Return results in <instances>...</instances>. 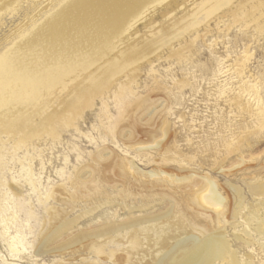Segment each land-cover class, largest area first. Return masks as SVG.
I'll list each match as a JSON object with an SVG mask.
<instances>
[{"label": "bare ground", "instance_id": "obj_1", "mask_svg": "<svg viewBox=\"0 0 264 264\" xmlns=\"http://www.w3.org/2000/svg\"><path fill=\"white\" fill-rule=\"evenodd\" d=\"M233 1L236 0H46V3L40 4L37 0H0V161L3 160L2 157L5 156L6 151L11 154V160H14V163L18 164L20 170L23 171L19 183L16 180L17 176L16 179L12 176L10 182H0L2 190H4V199H8L9 196H18L21 182L30 193L38 192L39 177L38 174L31 171L30 163L33 156L29 154V151L38 153L37 155L40 157L45 148L38 149L35 145L56 144L60 140L59 130L62 128L72 129L81 135L74 121L81 118L85 109L92 108L93 102L96 100L100 102V113L109 119V116L104 113L107 110V103L103 100V95L113 94L116 97L127 90L129 95L135 98L133 104L136 109L133 112L130 111L134 117L151 109L149 108L151 99L149 100L147 96L141 98L133 89L134 79L137 77V66L147 63L150 67L151 59L153 57L156 61L162 59L164 51L167 53V58L172 56H177V60L188 58L190 54L187 55V52L184 51L186 48L188 50L196 40L199 28L204 27L205 30L202 31L204 34L207 33L211 17H215L213 19L216 22L220 19L219 15L223 13V9L229 7ZM164 3L166 5L157 10L158 6ZM246 5L249 9L245 8ZM263 7L264 0H243L237 2L228 11L234 9L247 17H253L250 20L251 23L256 24L258 33L264 34V24L260 26L257 24V19H254L255 12ZM179 9L182 10L177 16L175 13ZM147 12L149 14L146 16ZM144 16L149 18V23L147 25L146 21L145 33L139 35L134 31V27ZM157 17L161 19H158L160 22L153 24V19H157ZM259 18L261 19L260 15ZM162 19L165 20V23L160 25ZM235 20L239 19L235 18ZM218 24L215 23L216 26ZM192 31L195 34L194 38ZM185 36L190 37L183 40ZM173 42H176L175 46H172ZM223 60L220 59L219 62ZM245 61L242 56L238 57L233 64L219 67L213 77L217 79L232 71V75L238 78L236 83L238 86L231 90V96L227 99L225 97L224 102L231 109L234 107L250 117L257 116L256 119L262 124L263 109L249 103L252 97L254 100H258L256 93L258 89L254 84H248L242 77ZM149 71L151 72L152 68ZM225 86L224 84L218 90L220 95L228 90ZM139 118L141 119V117ZM157 118L155 119L159 120V131L164 135L169 123L163 115ZM128 128L125 129L126 132L130 131ZM241 130L243 129L241 128ZM156 135L158 134L153 135V139ZM118 137L120 138V136ZM163 147L162 150H165ZM142 149L137 148V150ZM227 149L230 150V147H226L225 151H228ZM19 151H21V155L18 154ZM65 159L66 157H64V161ZM105 159H112L110 166L120 169V173L123 171V175H120L124 181H130V184L140 186L143 189L140 194L159 191L154 194L157 195L156 197L159 196L162 201L167 202L164 204L165 211L162 210L163 212L156 215L153 213L154 215L151 214V217L145 213L144 215L129 216L122 221H118L117 216L116 219H113L111 215L112 221L108 217L106 222L99 225L92 223L85 230L75 228L77 232L74 235H69L68 240L64 242H67L66 244L59 243L60 245L56 246L55 242L58 238L62 242L68 232L72 231L71 229L77 224L78 217L62 221L63 212L45 207L48 224H52L41 235L39 242L37 241L39 252L52 250L62 252L65 248L69 249L79 245L78 249L90 251L96 257L104 255V261L106 260L107 264H140V258H136V255L141 251L143 253L144 250L155 253L153 256L149 255L151 258L148 262H143L144 264H264L262 260L264 259V213L259 215L258 209L251 210L250 218L246 217L243 213L244 196L239 188L232 184H224L230 191L233 201L228 222L224 218L225 212L227 213L225 210L226 200L217 191L216 183L207 175L195 176L191 173L188 174L189 170H187L185 172L188 173L185 176L174 177V174L162 172L157 168L144 173V171L138 170L135 164L137 161L134 158H129L127 152L123 153L120 158L119 154L113 153L108 148L101 149L91 155V160L96 163L95 166ZM91 160L90 163H92ZM241 160L239 159V163L237 162L234 167L242 165L243 161L241 163ZM171 161L174 162L175 158L173 160L171 158ZM39 164L42 170L44 167L41 160ZM97 167L100 168L98 165ZM72 170L71 174L68 173L69 176L67 174L66 179L58 183L56 187L53 186L55 188L49 189L44 198L47 200L49 197L56 196L62 201L70 200L72 205L69 213H72L77 207L78 202L84 201L83 195L87 186L95 182L94 178L92 179L95 168L93 169V164L90 166L88 161L73 167ZM98 171L100 170L98 169ZM58 175L60 176V173ZM251 180L254 182L252 178ZM258 182L259 180L256 181V184L254 182L253 185L247 186L248 193L256 203L264 199V184H258ZM177 183H186L187 185L180 188V191L178 189L176 191V188L173 190L172 187L175 186L172 185ZM105 191L107 192V190ZM105 191H100V196L97 190V195L107 201L109 193L106 195ZM66 202L64 203L66 204ZM148 204L149 202L141 203V206L137 204L136 209H142L143 212V208L149 206ZM125 207L128 208L127 204L123 209ZM134 207L128 209L133 211ZM168 213L170 215L165 218ZM178 217H180V221L177 220ZM174 218L177 220H174L177 222V226L172 224L168 230L159 232L154 229L153 236L145 235L144 228L147 227V224L152 223L153 225L158 222L162 227V222ZM1 220L4 222L3 219ZM56 221L59 222L58 225H55ZM251 222H254L252 228ZM152 225L150 226L152 227ZM227 227L231 232V240L225 233ZM1 234L13 257L25 250L27 243L20 234L8 235L5 225ZM146 234L148 233L146 232ZM115 239L117 242L113 243ZM230 242H235V244ZM109 244L115 246L109 248ZM107 246L108 248H106ZM239 246L246 250L245 254L239 253ZM255 246L258 253H256ZM119 248L121 251L118 252L122 254L116 257L114 254ZM86 260L88 261V258ZM91 264H98V262L94 260Z\"/></svg>", "mask_w": 264, "mask_h": 264}, {"label": "rangeland", "instance_id": "obj_2", "mask_svg": "<svg viewBox=\"0 0 264 264\" xmlns=\"http://www.w3.org/2000/svg\"><path fill=\"white\" fill-rule=\"evenodd\" d=\"M37 1L40 4L46 3V0ZM239 1L243 0L233 1V3H230L229 7L224 8L223 13L219 15L220 19L216 22L213 19L215 17H211L208 22L209 29L207 33L204 34V31H202L205 30L204 27L199 28L200 31L196 40L188 50L186 48L184 51L187 52V55L190 54L188 58L181 60H177V56L167 58V53L164 51L162 59L157 61L154 57L151 59L152 65L150 67L147 63H142L137 66V77L134 79L135 83L133 89L141 98L147 96L149 100L151 99L149 108L152 109V113L151 109H148L144 112L145 114H137V117H134L132 112L136 109V106L133 104L135 98L130 96L127 90H124L116 97H114L113 94L106 96L103 95L102 98L107 103V110L104 113L109 116V119H106V117L100 113V102L96 100L93 102L92 108L85 109L81 118L74 121V124L78 131H80L81 135H78L72 129L62 128L59 130L60 140L56 144L51 145V143H47L46 146L45 144L41 146L35 145L38 149L45 148L40 157L37 155L38 153L29 151V154L33 156V160L30 163L31 171L38 174L39 177L38 192L30 193L27 187H24L21 182L19 195L9 196L8 199H4V190H2V186L0 185V264H91L94 260L98 262V264H107L105 262L106 260L104 261V255H102V257H96L94 253H91L90 251L86 252L81 248V250L78 249L80 247L79 245L72 246V248L69 249L65 248L66 250L63 249L62 252H56L55 250L42 253L39 252L37 245L41 235L52 224H48L49 222L47 221L48 218L47 213L45 212V207L56 209L61 213L63 212V217L61 218L62 221L69 218L71 219L72 217H78V225L76 224L75 227L71 229L72 231L68 232L66 237L63 235L65 238L62 242L60 238H58L55 242V244H57L56 246L67 241V238L72 234L74 235V233L77 232L75 228L85 230V228L92 225V223L99 225L106 222L108 217L111 218L112 221L113 219H116L117 216V220L122 221L129 216L144 215L145 213V215L151 217V214L153 216L154 214H159L162 210L165 211L164 204L167 202L165 200L162 201L159 196V198L156 197L157 195L154 193L157 190H153L154 192H151V194L147 189V191H149L148 193L142 192L140 194V192L143 191L140 186L132 185L130 184V181H124V178L122 177L123 171L121 170L122 172L120 173V169L117 167L115 169V166H110L112 165V159H105L107 162L100 161L99 164L97 163L100 168L97 167V165L95 166L96 163L91 160V155L105 148H108L115 154H119L120 158H122L123 153L127 152L129 158H134L137 161L135 164L138 170L144 171V173L157 168L162 172L171 173L172 175L174 174V177H177L178 175L185 176L188 172V174L191 173L195 176L207 175L209 179L211 178V180L216 183L215 186L217 191L226 200L225 210L227 213L225 212L224 218L227 219L228 222L230 221L229 216L233 201L230 191L224 186V184H232L241 190L244 196L243 213L246 217L250 218L251 210L255 211L258 209L259 215L264 213V199H262L261 202L256 203L255 199H253L251 194L248 193L247 187L249 184L253 185L254 182L256 184V181L258 180V184H264V34L258 33L256 24L251 23L252 21L250 20L253 17H247L244 14H241L242 12L234 9L228 11L229 8L234 7ZM165 5L166 3L163 5L160 4L157 10H160ZM245 8L249 9L247 5ZM181 10L182 9L177 10L175 15L178 16ZM148 14L149 12L146 13V16ZM254 15V19H257V24L260 26L263 25L264 7L257 10ZM259 15L261 19L259 18ZM146 16L143 18L141 17L134 27V31L139 33V35L145 33L144 28L146 27V21L147 25L149 23V18ZM235 18L239 20L236 21ZM158 19L159 17H157V19L154 18L153 24H156V22L161 20ZM164 23L165 20L162 19L160 25ZM215 23L219 24L216 26ZM192 34V37L194 38L195 34L193 31ZM189 37L190 36H185L183 40ZM175 43L176 42H173L172 46H175ZM241 56L246 60L242 76L244 81L251 85L254 84L256 89H258L256 92L258 94V100H254L252 97L249 103L255 106L258 105V107L263 109L262 124L256 119L257 116L250 117L241 110L239 112V110L234 107V109H231L227 106L228 104L224 102L231 96V90L238 86L236 85L238 78L235 75H232V71L219 76L217 79L213 77L219 67L233 64V62ZM220 59L224 60L219 62ZM150 68H152L151 72L149 71ZM224 84L226 85L225 88L228 90L220 95L218 90H220ZM116 88L117 85L115 86V89ZM161 114L165 116L169 123L164 135L159 131V120H156L158 119L157 117L162 116ZM139 117H141L142 120ZM135 118H137L139 122ZM131 122L132 124H129ZM240 126L243 130H241ZM127 128L132 132H126L127 130L125 129ZM155 133L158 135L154 136L155 138L153 139ZM229 133L232 135L230 136ZM128 134L131 135L129 136ZM117 135L120 136V138ZM156 137L158 138L156 139ZM158 140L159 143L157 144ZM223 142L224 144H222ZM201 144L203 145V148ZM162 147L166 151L162 150ZM226 147H230V150L227 149L228 151H225ZM137 148L143 149L137 150ZM212 148L215 150L213 151ZM18 154L21 155V151H19ZM240 155H242L241 157L244 160H241ZM64 157H66L65 161ZM171 158L172 160L175 158L176 162L171 161ZM2 159L3 160L0 161V182H8L12 176H14L13 178L17 176V179H15L19 183L23 176V171L20 170V166L14 163V160H11V154L6 153V151L5 156L2 157ZM239 159L241 160V163L243 161L244 164L242 163V165L234 167L237 162L239 163ZM40 160L44 167L42 170L39 166ZM90 160L92 163H90ZM87 161L90 166L93 164L95 172L93 173L92 179L94 178L95 182H98H96V184H94L95 182L90 184V187L87 186V193L85 192L83 195L85 197V199H83L84 203L81 200L77 203V207L72 213H69L72 205L70 200L69 204V201H62L57 199L56 196L49 197L47 200L44 199L49 189L55 188L58 183H61V181L66 179L68 173H72L73 167H77L79 164ZM105 166L109 168H106ZM96 167L100 171H98ZM101 169L106 171L103 172ZM187 170L189 171L185 172ZM59 173L60 176L58 175ZM70 174H68V176ZM251 178L254 182H252ZM194 180L196 179L194 178ZM93 185L96 188H93ZM186 185V183L173 184L172 186L175 187H172V189L174 190V188H176L177 191V189L179 190ZM99 189L101 192L107 190V192L105 191L106 195L109 193L107 195L109 197L107 201L103 200V197H100L101 192ZM97 190L98 195L100 196L97 195ZM157 192L159 193V191ZM135 195L138 196L136 197ZM90 196L92 197L90 198ZM151 196L153 197L151 198ZM87 198L91 200H88ZM64 202H66V204ZM147 202H149V206L143 208V212L142 209H136L138 205L141 206V203ZM89 203L92 204L90 205ZM126 204L128 208L135 206V209H133V211H130L127 207L123 209ZM96 206L97 208H95ZM144 210L146 211L144 212ZM111 215L113 219L110 217ZM169 215L170 213H168L165 218ZM1 219H3L4 222H1ZM175 219L176 218L168 219V221L171 220L169 223H167L168 221L162 222V225H165V227H161V223L159 225L158 222L153 223V225L152 223L147 224V227L148 225L149 227L144 228V231L148 234L145 232V235L148 237L153 236L155 230L156 232L157 230L158 232L161 230L166 231L172 226V224H176L175 226H177L178 224L175 221L178 219L180 221V217H178L177 220ZM62 221H60V223H62ZM97 221L99 222L98 224ZM58 224L59 222L56 221L55 225ZM4 225L7 228L8 235L13 236L15 233H18L24 237L25 242L27 243L25 250L16 257H13L9 253L5 240H3L4 237L1 233ZM150 225H152V227ZM156 226L157 228H155ZM250 226L252 228L254 222H251ZM225 233L228 236V239L231 240L229 227L225 229ZM61 239L63 238L61 237ZM115 242H117V239L113 241V243ZM230 243L235 244V242ZM112 245L109 244V248L115 246ZM108 246L106 248H108ZM239 248V253H246V250H244L243 247L239 246ZM254 248L256 249L257 247L255 246ZM118 251H121V249L119 248L114 256L117 257V255L119 256L122 254ZM257 251L258 249H256V253H258ZM154 254L155 253L151 251L148 252L147 250H144L143 253L142 251L139 252L138 255H136V258H140V264L141 260L142 264H144L148 262L151 258L150 256H153ZM86 258H88V261ZM145 258L146 260H143ZM262 260L264 262V259Z\"/></svg>", "mask_w": 264, "mask_h": 264}]
</instances>
